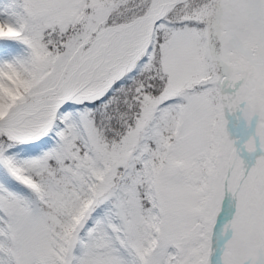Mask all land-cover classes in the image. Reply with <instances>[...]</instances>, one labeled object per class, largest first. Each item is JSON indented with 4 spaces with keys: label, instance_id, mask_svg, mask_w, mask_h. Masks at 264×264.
Here are the masks:
<instances>
[{
    "label": "snow or ice",
    "instance_id": "6c2138e0",
    "mask_svg": "<svg viewBox=\"0 0 264 264\" xmlns=\"http://www.w3.org/2000/svg\"><path fill=\"white\" fill-rule=\"evenodd\" d=\"M0 264H264V0H0Z\"/></svg>",
    "mask_w": 264,
    "mask_h": 264
}]
</instances>
